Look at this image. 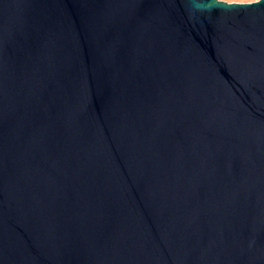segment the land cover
<instances>
[{"label": "water", "instance_id": "1", "mask_svg": "<svg viewBox=\"0 0 264 264\" xmlns=\"http://www.w3.org/2000/svg\"><path fill=\"white\" fill-rule=\"evenodd\" d=\"M0 264H264V0H0Z\"/></svg>", "mask_w": 264, "mask_h": 264}, {"label": "rangeland", "instance_id": "2", "mask_svg": "<svg viewBox=\"0 0 264 264\" xmlns=\"http://www.w3.org/2000/svg\"><path fill=\"white\" fill-rule=\"evenodd\" d=\"M228 3H253L259 0H221Z\"/></svg>", "mask_w": 264, "mask_h": 264}]
</instances>
